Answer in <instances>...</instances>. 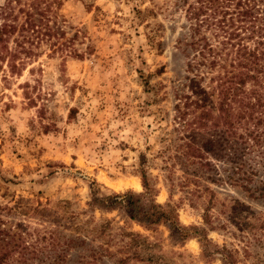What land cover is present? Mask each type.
<instances>
[{
	"label": "rangeland",
	"instance_id": "374dc122",
	"mask_svg": "<svg viewBox=\"0 0 264 264\" xmlns=\"http://www.w3.org/2000/svg\"><path fill=\"white\" fill-rule=\"evenodd\" d=\"M185 1L0 0V225L32 233L30 250H36L16 252L12 264H120L135 255L127 264H223L210 251L224 246L240 252L239 264H264L263 249L244 258L246 224L233 222L264 216V203L240 189L211 185L218 191L215 223L227 227L209 233L207 257L198 238L182 241L165 225L147 230L118 211L88 206L93 180L106 194L143 192L137 170L145 157L157 202L175 205L184 226L203 224L189 190L178 186L182 172L170 178L166 168L188 92V60L176 47L195 22L187 10L198 0ZM237 1L226 2L216 17L225 16V27L246 38L253 21L243 19ZM263 4L257 5L261 11ZM27 17L40 34L27 31ZM206 28L216 44L223 40ZM257 36L245 41L253 47ZM17 42L38 54L21 76L8 66ZM27 82L36 107L25 98ZM236 201L244 204L239 210ZM129 233L143 238L132 242ZM51 237L58 240L55 248ZM14 244L7 237L0 252Z\"/></svg>",
	"mask_w": 264,
	"mask_h": 264
},
{
	"label": "trees",
	"instance_id": "16d2710c",
	"mask_svg": "<svg viewBox=\"0 0 264 264\" xmlns=\"http://www.w3.org/2000/svg\"><path fill=\"white\" fill-rule=\"evenodd\" d=\"M234 1L198 0L195 5L191 4L187 12L194 15L195 22H191L189 33L177 40L176 47L188 60V82L185 84L188 92L183 96L184 106L179 111V126L175 129L179 135L172 138L167 148L174 153L169 157L172 163L166 168L170 178L179 170L182 172L178 186L182 190H189L191 207L202 211L203 224L184 226L175 205L157 202V183L149 172L145 157H142L143 161L137 170L143 192L128 190L106 194L102 190L103 186L93 180L88 202L92 210L118 211L128 222L139 224L147 230L156 231L159 226L165 225L182 241L198 238L203 246V257L209 256L206 248L213 245L208 238L209 233L227 227L226 223H215L219 218L216 219L212 211L218 204V191L211 187L212 184L240 189L246 198L264 203V4L262 11L257 8L258 2L264 0L237 1L236 8L242 9L240 15L243 19L253 21L249 29L251 34L246 38L225 27V16L223 19L216 17L221 8L228 7L224 6L226 2L230 4ZM260 13L262 16H259ZM30 15L27 13V16ZM203 15H207L205 19H201ZM29 17L27 31L40 34L41 28ZM211 18L213 21H210ZM257 21L259 25H256ZM205 25L207 30L215 28V38L222 33L220 36L224 37L223 40L216 44L203 31ZM256 34L257 41L252 47L247 41L254 40ZM8 56L11 74L21 76L26 61L38 54L31 47L17 42L16 48ZM75 57L81 58L82 55L75 53ZM30 72L33 73L34 69ZM30 87L28 82L25 83L24 95L28 104L36 107L38 97H34ZM236 203L238 208L233 207L237 210L244 206L239 201ZM252 215L249 221L246 217H242L241 221L233 219L237 224H246L248 238H244L245 259L253 256L256 250H264V216ZM226 220L229 222L231 219L227 217ZM18 227L23 228V225ZM49 232L51 236L56 234L55 230ZM31 236L30 232L21 229L12 232L2 229L0 225V246L7 237H12L15 243L12 248L0 252V264H12L10 258L16 252L20 256L35 254V249L30 250L34 247ZM129 236L132 242L143 238L135 233H129ZM57 242L56 237H51L52 247L55 248ZM210 253L220 255L223 264L240 263V252L236 249L216 247ZM136 257L128 256L119 262L127 264L128 260ZM18 263L28 264L24 259H19Z\"/></svg>",
	"mask_w": 264,
	"mask_h": 264
}]
</instances>
